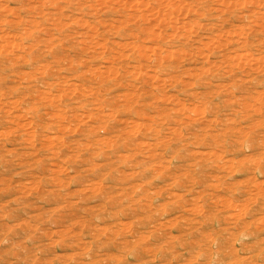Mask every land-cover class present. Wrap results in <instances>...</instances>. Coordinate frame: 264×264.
I'll return each instance as SVG.
<instances>
[{"label": "rangeland", "instance_id": "374dc122", "mask_svg": "<svg viewBox=\"0 0 264 264\" xmlns=\"http://www.w3.org/2000/svg\"><path fill=\"white\" fill-rule=\"evenodd\" d=\"M0 264H264V0H0Z\"/></svg>", "mask_w": 264, "mask_h": 264}]
</instances>
